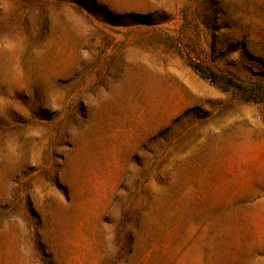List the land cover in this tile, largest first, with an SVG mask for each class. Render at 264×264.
I'll list each match as a JSON object with an SVG mask.
<instances>
[{
    "label": "rangeland",
    "instance_id": "rangeland-1",
    "mask_svg": "<svg viewBox=\"0 0 264 264\" xmlns=\"http://www.w3.org/2000/svg\"><path fill=\"white\" fill-rule=\"evenodd\" d=\"M264 0H0V264H264Z\"/></svg>",
    "mask_w": 264,
    "mask_h": 264
},
{
    "label": "trees",
    "instance_id": "trees-1",
    "mask_svg": "<svg viewBox=\"0 0 264 264\" xmlns=\"http://www.w3.org/2000/svg\"><path fill=\"white\" fill-rule=\"evenodd\" d=\"M189 65L201 77L210 80L222 89L235 91L242 100L247 102L264 103V84H248L233 78L227 74H219L214 70L189 60Z\"/></svg>",
    "mask_w": 264,
    "mask_h": 264
}]
</instances>
